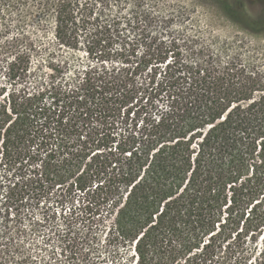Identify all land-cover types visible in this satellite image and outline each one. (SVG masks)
I'll use <instances>...</instances> for the list:
<instances>
[{"label": "trees", "instance_id": "16d2710c", "mask_svg": "<svg viewBox=\"0 0 264 264\" xmlns=\"http://www.w3.org/2000/svg\"><path fill=\"white\" fill-rule=\"evenodd\" d=\"M30 1L0 39L4 213L71 203L74 264H264L259 52L145 0ZM216 2L264 35V12Z\"/></svg>", "mask_w": 264, "mask_h": 264}, {"label": "rangeland", "instance_id": "374dc122", "mask_svg": "<svg viewBox=\"0 0 264 264\" xmlns=\"http://www.w3.org/2000/svg\"><path fill=\"white\" fill-rule=\"evenodd\" d=\"M16 1L0 0V39L15 35L19 25L18 13L21 14L26 6L35 4L30 0ZM244 3L253 16L264 12V0H244ZM153 4L156 14L164 15L169 11H181L177 23L179 21L189 28L198 30L202 38L213 37L237 45L241 43L247 48L257 50L264 69V35L249 33L231 21L222 13L216 0H145L146 7ZM39 21V17L30 15L24 29L31 30L34 39L43 41L47 38L51 26L49 18L47 20L44 18L43 28L38 29L36 25ZM77 55L84 58L82 48H79ZM1 175L0 169V250L5 251L4 255L0 254V262L2 264H74L73 259H70L72 248L67 244V239L71 235L67 226L71 219L68 209L71 203L60 205L45 198L40 201L28 199L23 202L20 211L10 208L9 214L6 215L4 196L7 188L6 181ZM44 217H47V220H44ZM6 237H13V242L6 245L8 243ZM6 246L13 252H7ZM115 264H125V262L120 261Z\"/></svg>", "mask_w": 264, "mask_h": 264}]
</instances>
